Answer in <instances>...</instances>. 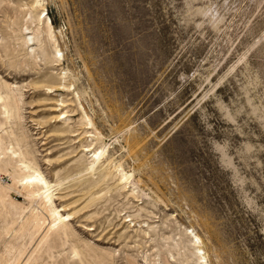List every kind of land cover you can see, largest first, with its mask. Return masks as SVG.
<instances>
[{"label": "rangeland", "instance_id": "rangeland-1", "mask_svg": "<svg viewBox=\"0 0 264 264\" xmlns=\"http://www.w3.org/2000/svg\"><path fill=\"white\" fill-rule=\"evenodd\" d=\"M35 1L0 5V77L24 93L23 118L0 134L27 136L46 178H64L57 206L77 214L74 235L58 233L47 250L46 228L20 227L32 210L47 224L51 215L0 174V264H197L195 234L209 264H264V0ZM46 78L69 90L35 89ZM67 109L76 133L54 131ZM82 143L104 148L102 181L73 170ZM120 172L129 183L117 185ZM6 188L21 213L3 202Z\"/></svg>", "mask_w": 264, "mask_h": 264}, {"label": "bare ground", "instance_id": "bare-ground-1", "mask_svg": "<svg viewBox=\"0 0 264 264\" xmlns=\"http://www.w3.org/2000/svg\"><path fill=\"white\" fill-rule=\"evenodd\" d=\"M3 1L0 2V5H2L1 3ZM36 3L39 4V1L37 0ZM40 4H42V3H40ZM31 5H32V3H31ZM31 8L33 10H36V11H37V9H39V8H37V6L35 4H33ZM35 13L37 14L38 12H35ZM35 13H33V12L30 13L32 15V16L30 15L32 17L31 19H34V18L39 19L38 18L39 15L37 14L38 15L37 16ZM47 21H45L47 23V27H46L47 28L46 29L47 31L46 32L48 33L49 38L52 37V39H53L54 37H53V31H52V29H54V27H53L52 22L50 21V19L47 20ZM45 22H44V24H46ZM38 31H39V29H38ZM36 40H38L37 36H30V37H28L27 41L26 40H24V41L27 42L28 44H30V43L32 44ZM53 40H55V39H53ZM24 44H26V43H24ZM31 47H32V51L30 53H32V54L35 55L36 49H35L34 46H31ZM52 76L53 75H50L49 79H53ZM63 78L65 79L66 76H63ZM63 78H60L59 79V82L56 81V82H58V84H56V82L54 81L55 82L54 84H56V85H52L51 83H53V82L47 81V78L41 80L40 82H37L36 81V84L35 83H33V84L36 87L35 89H39V90H43V89L46 88L49 91H51L53 89H60V87H62V88H68V90H69V85H66L65 83H62L61 82ZM47 82H49L50 84H47ZM14 86H12V83H9V82L3 80V78L0 77V126L1 127L6 126L8 124H10L12 126L13 125V122H14V125H17V124H19V123H17V121L20 122L21 119L23 118L22 117V112H21L23 110L22 107H21V104H23V99L22 98L24 96V93H23V90H22L23 88L20 87V86H19V88H18V86L17 87L15 86L16 87L15 88ZM39 93H41V92H39ZM49 93H52V91L49 92ZM50 100H52V98ZM48 102H50V101H48ZM52 103H57V101H52ZM62 103H63V101H62ZM57 106H58V104L53 105L50 108L51 111H58L59 109L57 108ZM69 110H70V108H69ZM69 110L67 109V111L60 112L57 115H54L52 117V121L54 119H55V121H60V119H62L61 116L63 114H64L63 119H66L67 118L66 121L63 123V125L60 128H55L54 131H56V132L59 131L60 133H62V132H75L76 133V131H74L75 128H74V130L71 131V129H73V127H71L70 124H69V122H68V120H70L72 118H68V114L66 116V113L70 112ZM47 117H49V116H47ZM79 120H81V119H79ZM78 122H80V121H78ZM78 122H77V124H78ZM45 123H48V122H39V124H44V125H45ZM80 125L81 126H85L86 124L84 123V125H82V124H80ZM78 126H79V124H78ZM40 127H42V126H40ZM9 130H7V129L5 130L4 129V133L2 135L0 134V174H3V175L6 174L9 177V179L11 180V183H9L8 186L6 185V187H8V189L9 188H11V190L16 189L19 192L23 190L26 193L25 195H27V198L28 199H31L32 202H37V200H39L41 202V205H42V207L41 206L40 207L43 208L46 212H48L51 215V217H52L53 220H52V222H50L49 224H47V222H46L47 220L44 217L45 215H43L39 211L32 210L30 216L24 222H21V227L19 226L21 230H29L30 232L31 231L34 232L35 230H38V229L42 230V229L46 228L47 229L46 236H45L46 238H45L44 241H47V239H49V237H52V238L50 240H48L47 242H45L44 244L46 245L47 250H51L52 247H54L56 245V242L57 241H56V239L54 237L58 233L61 234L60 237L62 236L63 233L66 234L65 236H68V235L73 236L74 235V232H73V230L71 228L72 225H71L70 221L75 218V215L77 213L76 212L67 213V214H63L62 213L63 211H65V209L68 208V206H70L69 205L70 203L67 204V205H65V206H62L63 208H61V209H59V206H57V204H56V199L59 198V196H60V195L58 196V194H60V192L63 191V190H65V188H66V187L64 188V186H63L64 183H62V180L64 178L61 177L60 172L56 173L57 180L55 182L49 181L46 178V176L44 175V172L42 171V168L40 167V165L38 164V162H36V157L37 156H35L34 153L30 150V146H29V143L27 141V136H25V134L22 133V132L20 133V132L16 131L13 127H12V129H9ZM50 132H52V130ZM75 133L72 134V136H75L76 137L77 134H78V132H77V134H75ZM86 133H89V131L83 130L82 133H80L78 135L79 136L82 135L81 137H83ZM86 135H88V134H86ZM92 136H94V135L92 134ZM70 139H72V138H70ZM76 139H78V138H76ZM81 139H83L81 141H84L85 138H81ZM85 140H87V139H85ZM70 141L73 142L72 140H70ZM48 147H50V146H48ZM80 147H84L83 150L81 149V151L84 154H83V156L80 159H78L77 161L75 160V162L73 164V165H75L73 170L77 171L78 174L80 173L79 176H81L83 174L84 176H81V178H83V179L88 178L90 180H93V181L95 180L97 182L100 179L105 178V176L107 177V175H105V174H107V172H108L107 170L108 169H111L110 168L111 166H110V162L109 163H104L105 161H103L104 155H105V151L103 150L104 148H102V149H100V148L99 149L93 148L92 149L90 146H87V144L85 145L84 143H82V145ZM87 152H94L93 155H92V157H91L92 158L91 161H88L89 159H87V157H86ZM62 155H64V154H62ZM70 172H71V170H70ZM113 173H114V171H113ZM118 175H119V182H118L117 185H121V184H124V183L125 184L126 183H129L128 181L130 180V178L132 176V175L124 174L122 172H120ZM96 176L98 177V180H97V177ZM93 181H91V183H93ZM100 181H102V180H100ZM85 182H87V181H84L83 183H85ZM83 183H81V184H83ZM87 184L89 185L90 182L87 183ZM93 185H94V183H93ZM8 189L6 188L5 191H4V194H3L4 195L3 197H5V199L1 196L4 199L3 202L4 203H7L8 202L10 204V206H11L10 209H11V212L13 214H19L22 211L23 205L20 202L16 201V200H12L11 195H10L11 192ZM75 189H77V188H75ZM55 191H58V192L55 193ZM78 191H79V189H78ZM80 191H82V190H80ZM1 192L2 191H0V193ZM70 192H71V190H70ZM131 194H134V191H131ZM56 196H58V197H56ZM61 197H63V196H60V198ZM26 209L28 210L29 208L26 207ZM20 216L21 215H19V217ZM130 216L131 215L126 216L127 218L125 217L126 220L123 222V225H121L119 228H117V231L118 232L120 230H123V232L119 235L120 238L126 236L129 232H131L130 231V227H132V226H129V225H126V224H127V222H134L135 219H134L133 216H132L133 218L132 217L131 218H128ZM91 217L89 216V218H91ZM19 220H22V219H19ZM86 227L89 230H95L94 229V225L86 226ZM140 229H137L135 231L138 232ZM118 232H116V233H118ZM143 232L146 235L149 234V233H147L145 231H143ZM182 233H183L184 236L185 235L186 236L189 235L187 232H185V233L182 232ZM195 239H196V241H195ZM188 241L190 242L191 249L193 250V254L195 256L196 263L197 264H209L208 263V260H207V257L205 255V252L203 251V248H202V246L200 244V243H202L201 237L199 235L195 234L194 235V238H192L191 240H188ZM86 244H88V242H86ZM89 245H91V244H89ZM72 250H73V253L75 255L78 256V255L81 254V255L86 256V258H87V255L90 254V250L91 249L89 247L79 249L75 245V246H73ZM96 251L97 250H95V252ZM100 255H101V253H100ZM102 255H104V254L102 253ZM104 257L105 256H103V257H101V258L98 259V263L99 264H105L106 263L105 262V260H106L105 258H107V257H105V258ZM113 257H115V256H113ZM133 261H135V260H133ZM133 263L135 264V262H133ZM32 264H36V262H33L32 261Z\"/></svg>", "mask_w": 264, "mask_h": 264}]
</instances>
